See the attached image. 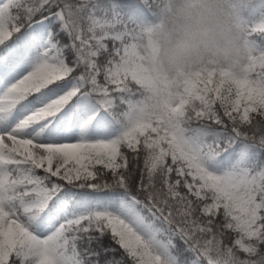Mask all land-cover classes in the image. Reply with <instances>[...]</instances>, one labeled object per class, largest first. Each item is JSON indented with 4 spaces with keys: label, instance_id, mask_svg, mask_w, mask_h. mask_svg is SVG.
<instances>
[{
    "label": "snow or ice",
    "instance_id": "obj_1",
    "mask_svg": "<svg viewBox=\"0 0 264 264\" xmlns=\"http://www.w3.org/2000/svg\"><path fill=\"white\" fill-rule=\"evenodd\" d=\"M151 14L0 2V264H264V65L146 121L119 69ZM250 27L261 50L264 13Z\"/></svg>",
    "mask_w": 264,
    "mask_h": 264
},
{
    "label": "clouds",
    "instance_id": "obj_2",
    "mask_svg": "<svg viewBox=\"0 0 264 264\" xmlns=\"http://www.w3.org/2000/svg\"><path fill=\"white\" fill-rule=\"evenodd\" d=\"M257 0H152V14L137 26L120 75L135 77L146 121L175 119L187 100V82L214 72L226 80L256 79L264 50L253 47L252 10Z\"/></svg>",
    "mask_w": 264,
    "mask_h": 264
},
{
    "label": "trees",
    "instance_id": "obj_3",
    "mask_svg": "<svg viewBox=\"0 0 264 264\" xmlns=\"http://www.w3.org/2000/svg\"><path fill=\"white\" fill-rule=\"evenodd\" d=\"M261 3L264 4V0H261ZM261 10H264V7L257 8V6L252 10V18ZM109 45L111 46V42L109 41Z\"/></svg>",
    "mask_w": 264,
    "mask_h": 264
},
{
    "label": "rangeland",
    "instance_id": "obj_4",
    "mask_svg": "<svg viewBox=\"0 0 264 264\" xmlns=\"http://www.w3.org/2000/svg\"><path fill=\"white\" fill-rule=\"evenodd\" d=\"M2 2V0H0ZM264 13V10L259 11L252 19V21L256 20L258 17L261 16V14ZM261 50H264V47L261 48Z\"/></svg>",
    "mask_w": 264,
    "mask_h": 264
}]
</instances>
